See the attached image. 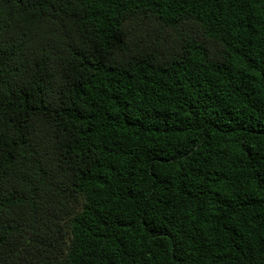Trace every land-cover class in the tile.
I'll return each mask as SVG.
<instances>
[{
	"label": "trees",
	"instance_id": "trees-1",
	"mask_svg": "<svg viewBox=\"0 0 264 264\" xmlns=\"http://www.w3.org/2000/svg\"><path fill=\"white\" fill-rule=\"evenodd\" d=\"M0 264H264V0H0Z\"/></svg>",
	"mask_w": 264,
	"mask_h": 264
}]
</instances>
